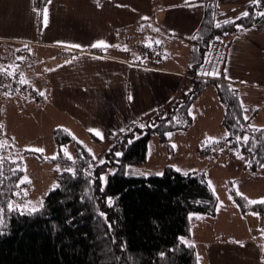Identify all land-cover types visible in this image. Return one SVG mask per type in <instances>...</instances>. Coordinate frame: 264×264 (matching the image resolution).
I'll return each instance as SVG.
<instances>
[{"label": "crops", "instance_id": "obj_1", "mask_svg": "<svg viewBox=\"0 0 264 264\" xmlns=\"http://www.w3.org/2000/svg\"><path fill=\"white\" fill-rule=\"evenodd\" d=\"M205 1L48 0L45 25L44 8L37 12L34 0H0V66L4 69L0 73L15 70L44 93L41 102L0 93V130L14 148L23 151L42 149L44 144V149H53L57 129L75 141L82 137L109 147L111 135L152 116L189 89L190 40L204 17ZM214 1L224 17L236 18L251 0ZM128 38L159 41L164 59L147 68L151 61L128 50ZM99 40L105 45L93 47ZM224 71L245 105L254 103L258 111L260 103L264 105V16L231 40ZM205 88L213 93L209 98L213 108L205 111L209 116L215 113L222 129L224 108L215 87ZM201 94L192 103L193 115L196 106L206 107L200 103ZM198 111L203 114V109ZM255 115L251 123L264 128ZM92 128L102 136L90 132ZM229 198L228 213L242 212ZM245 198L250 200L248 195ZM261 237L239 243L231 238L209 242L204 249L206 262L264 264Z\"/></svg>", "mask_w": 264, "mask_h": 264}, {"label": "trees", "instance_id": "obj_2", "mask_svg": "<svg viewBox=\"0 0 264 264\" xmlns=\"http://www.w3.org/2000/svg\"><path fill=\"white\" fill-rule=\"evenodd\" d=\"M47 3L48 0H34L39 10ZM205 3L202 22L190 40L187 73L191 76V91L181 94L152 116L111 135L103 164L94 165L90 158L80 157L73 164L59 151L57 160L66 168L75 167L76 177L61 171L57 175L61 187L48 192L43 209L34 215L12 213L8 217L7 228L0 234V264H199L195 247L182 243L179 237L185 240L189 237L190 214L214 216L216 213L218 200L204 176L183 174L170 167H166L161 176L130 177L125 173L127 166L146 161L148 141L153 133L159 132L163 138L164 133L183 129L190 123L189 109L208 85L215 87L224 108L221 124L228 133L224 138V151L248 156L250 160L244 165L245 170L255 172L264 165V128L251 123L257 106L245 105L239 89L226 81L224 71L231 40L261 21L264 15L257 13L264 12V2L253 4L251 0L242 11H247L248 15L239 14L236 18L224 17L214 0ZM225 20L231 22L225 23ZM202 69L215 70L218 74L204 75ZM5 72L7 70L2 73ZM160 114L161 118L152 119ZM143 131L142 136L136 137ZM241 136H247L248 140H237ZM53 138L59 145L72 141L77 153H86L83 144L66 131L57 129ZM10 150L13 145L0 130V171L3 173L0 201H4L10 191L21 192L25 186L20 183L14 187L24 176V162L10 157ZM116 152L122 155L116 156ZM90 163L94 165L90 169L93 183L86 195L89 184L84 169ZM109 166H116V171L108 175L101 192L99 176ZM230 192L241 211L264 216V203L249 204L234 189ZM88 196L94 198L88 199ZM108 196L114 198L111 207L107 204ZM97 208L107 214L113 224L111 231L103 218L98 217ZM121 244L125 245L123 249Z\"/></svg>", "mask_w": 264, "mask_h": 264}, {"label": "rangeland", "instance_id": "obj_3", "mask_svg": "<svg viewBox=\"0 0 264 264\" xmlns=\"http://www.w3.org/2000/svg\"><path fill=\"white\" fill-rule=\"evenodd\" d=\"M188 88L184 94H187L192 89L190 81ZM212 97L213 93L210 94L209 90L202 91L200 103H205L206 107L199 105L196 108L198 110L203 109V114L201 111L194 110L195 114H190L191 121L185 128L168 131L163 134V138L159 132L153 133L148 141L146 161L139 165L126 167V172L129 173L127 176L130 177L161 176L156 175V173L160 172L163 174L164 169L170 167L175 171H177V168L180 169L177 172L183 174L192 173L193 175L204 176L208 184L209 181L211 182L212 187L210 188L218 200V211L214 216L192 215L190 234L186 239L195 247V254L199 256V260L197 259L199 264H208L205 259L204 249L209 242H218L228 238L237 242L243 241L248 237L260 238L262 231L259 229V224L264 223V216L260 214L253 215V212L250 211L236 212L233 215L228 213L229 197H231L232 193L230 191L232 189L239 194L242 193L244 197L248 195L251 200H260L261 197H264V167L255 172L248 171L243 168L250 160L246 155H236L228 150L219 151L218 154L210 153L206 155L207 153L197 149V147L199 148V140H207L202 141L208 145L213 140L219 142L226 137L225 133L227 132L217 126V119H214L215 113L209 116L205 111L208 106L213 108L209 103V98ZM175 105L176 103L172 107ZM159 116L152 119L162 117L161 114ZM255 117L259 121L264 122L263 103H260V108L256 112ZM142 124L143 122H140V125ZM141 128L144 129L145 127L142 125ZM144 133L143 131L136 137H140ZM167 133H171V136L167 135ZM209 137L214 139H209ZM80 138L79 140L83 142L81 144H83L86 153L82 151L77 153L72 141L60 145L55 144L53 149L52 147L51 149H44V144L42 146L44 151L42 152L36 150L23 151L13 147V150L9 151V156L24 160V176L21 177L20 181L25 184L22 191L19 192L20 195L15 197L14 200L17 202L25 200L36 202L42 198L44 201L53 182H58L57 175L62 169H66L57 160L60 153L65 157V148L71 153L75 161L80 158H90L91 161H94V165L100 164L98 162L99 158H104L109 151L108 143L103 145L87 142L84 138ZM89 149L92 151L89 152ZM59 151L61 152L59 153ZM93 153L97 157L96 160L92 159ZM57 165H59L61 170L57 169ZM110 168L116 169V166L107 167L106 171H104L107 174V178L112 173L109 172ZM24 177H28V180H24ZM24 190L27 191V196L24 195Z\"/></svg>", "mask_w": 264, "mask_h": 264}, {"label": "snow or ice", "instance_id": "obj_4", "mask_svg": "<svg viewBox=\"0 0 264 264\" xmlns=\"http://www.w3.org/2000/svg\"><path fill=\"white\" fill-rule=\"evenodd\" d=\"M50 2V0H49ZM261 2H264V0H252V3L253 4H256V3H261ZM37 12H39V9H36ZM258 15H264V12H258L257 13ZM241 16H247L248 15V12L245 11V12H242L240 14ZM143 19H147V17H143ZM48 22V8L47 6L44 7L43 9V23L46 25ZM225 23H230L231 21L230 20H225L224 21ZM217 27H219V24H217ZM195 38V37H193ZM156 43H159V41H157ZM105 45V42L103 40H99L96 42L95 45H92L93 47H96V46H104ZM75 47L79 48L81 47V45H76ZM29 51H31V49H29ZM22 59V57L20 58ZM0 70H4L2 69V66H0ZM9 74L11 75L12 72H9ZM202 74L204 75H212V76H215L217 75L218 73L215 71V70H212V71H204L202 69ZM22 75V74H21ZM26 81L23 80V78L21 79V83H25ZM41 96L44 95L43 92L40 93ZM129 99H131V97H129ZM189 113L191 114V109H189ZM247 118V117H245ZM90 132H94L97 136H102L101 132L98 130V129H95V128H92V129H89ZM121 131H124L123 129ZM167 135L171 136V133H167ZM228 133H225V136H227ZM209 139H214V138H211L209 137ZM240 139H243L245 141L248 140V137L247 136H241V137H237V140H240ZM129 143H131V140H129ZM36 151H44L43 149H36ZM89 152H91L92 150L89 149L88 150ZM64 155L65 157H67V159L69 160H72L73 161V164H75V159L72 157L71 153H69L67 151V148H65L64 150ZM116 156H121L122 153L121 152H116L115 153ZM92 159L93 160H96L97 157L95 156V154L93 153L92 155ZM98 162L100 164H103L105 163V160L104 158H99ZM119 161H117L118 163ZM94 167L93 164H88V167L86 169H84V175L85 177L87 178L88 180V184H89V188L85 189V193L87 195V193H89L91 191V188H90V185L93 183L91 177H92V172L90 171V169ZM130 167V166H129ZM175 167V166H173ZM261 167H264V165H261ZM57 169L58 170H61L59 165H57ZM61 171H66L68 172L72 178H75L76 175H77V169L75 167H68L66 169H62ZM116 171V169L114 168H110L109 169V172H112L114 173ZM177 171H180V169L177 168ZM126 175L129 174V173H125ZM145 175H147V173H145ZM156 175H162V173L160 172H157ZM3 176V173L2 171H0V177ZM24 180H28V177H24L23 178ZM99 181H100V191L103 192L104 191V185L107 183V174L104 173V172H101L100 173V176H99ZM23 181H18L17 184L14 186V187H18L20 183H22ZM3 183V180L0 179V184ZM61 185L57 182H53V184L51 185V188L49 189V191H51L52 189H57V188H60ZM209 187H212L211 185V182L209 181ZM3 193L0 192V195H2ZM20 193L19 192H15V191H10V194L9 196L4 200V201H0V234H2L6 228H7V223H6V220L8 219V217L12 214V213H16L17 215H20V216H23V215H34L36 214L37 212H39L41 209L44 208V201L43 199L41 198L40 200L36 201V202H33L31 200H25V201H22V202H17L16 200L13 199V197H17L19 196ZM24 195L27 196V191L24 190ZM240 195H243L242 193ZM88 199H93L94 197H91V196H88L87 197ZM82 199H85V197H82ZM107 200V204L109 207H111L114 203V198L111 197V196H108L106 198ZM260 201L262 203H264V197H261L260 198ZM248 203L249 204H255L257 203L256 200H248ZM97 211V215L99 218H103V221L105 223L108 224V231H111L112 227H113V224L111 222L108 221V218H107V214L104 212V211H100L98 208L96 209ZM194 215V214H190V218L191 216ZM253 215H258V213H255L253 212ZM180 241L182 243H185L187 244L189 247H191L192 245L190 244V242L186 241L184 239V237H179ZM112 242L115 243V237L113 236L112 237ZM239 243V242H238ZM125 247L124 244H121V248L123 249ZM161 256H164V253L161 252L160 253ZM197 259L199 260V256H197Z\"/></svg>", "mask_w": 264, "mask_h": 264}, {"label": "built area", "instance_id": "obj_5", "mask_svg": "<svg viewBox=\"0 0 264 264\" xmlns=\"http://www.w3.org/2000/svg\"><path fill=\"white\" fill-rule=\"evenodd\" d=\"M125 45L128 50H134L137 53L148 56V60L151 61L152 65L146 66L152 68L158 65L165 57L163 47L159 43H149L146 41L126 39ZM9 72H12L10 75ZM21 75L17 71L10 70L0 74V93L3 95H21L26 96L37 102H41L44 99V95H40V91L35 86L29 83H21ZM24 80V79H23ZM226 141L211 142L206 145L203 141L199 142V149L204 153H217L224 151ZM206 154V155H207ZM259 229L262 231L261 241L264 245V225H259Z\"/></svg>", "mask_w": 264, "mask_h": 264}]
</instances>
